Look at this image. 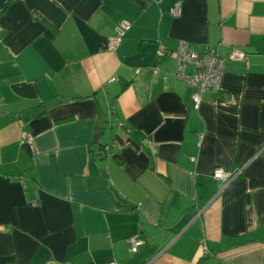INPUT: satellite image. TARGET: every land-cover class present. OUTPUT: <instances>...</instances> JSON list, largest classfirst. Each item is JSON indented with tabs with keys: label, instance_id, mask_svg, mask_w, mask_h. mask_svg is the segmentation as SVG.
Wrapping results in <instances>:
<instances>
[{
	"label": "crops",
	"instance_id": "crops-1",
	"mask_svg": "<svg viewBox=\"0 0 264 264\" xmlns=\"http://www.w3.org/2000/svg\"><path fill=\"white\" fill-rule=\"evenodd\" d=\"M7 1L0 164L31 172H0V264H264V0ZM180 41L248 65L228 60L195 108L156 53Z\"/></svg>",
	"mask_w": 264,
	"mask_h": 264
},
{
	"label": "built area",
	"instance_id": "built-area-1",
	"mask_svg": "<svg viewBox=\"0 0 264 264\" xmlns=\"http://www.w3.org/2000/svg\"><path fill=\"white\" fill-rule=\"evenodd\" d=\"M170 13L178 15L180 13V4L175 3L170 9ZM129 28L130 24L128 22L119 21L114 26L113 35L108 37V46L114 49L120 45ZM156 53L160 56L169 53L174 55L177 61L176 76L183 79L188 86L193 88L192 99L195 108L199 106L202 95L207 89L220 90L222 75L228 60H244L248 65V57L243 50L233 48L227 56H221L215 50L195 51L187 41H180L178 47L173 51L165 50L160 46ZM22 140L27 143L30 142V135L24 132ZM212 176L226 185L234 179L236 173L232 174L220 167H215L212 171ZM128 243L130 251L136 254L143 245V240L140 237H131L128 239ZM106 264L121 263L112 260Z\"/></svg>",
	"mask_w": 264,
	"mask_h": 264
},
{
	"label": "trees",
	"instance_id": "trees-1",
	"mask_svg": "<svg viewBox=\"0 0 264 264\" xmlns=\"http://www.w3.org/2000/svg\"><path fill=\"white\" fill-rule=\"evenodd\" d=\"M10 1L11 0H8L7 3ZM98 154H104L103 147L98 148ZM0 172L16 176L22 173L28 174L31 172V165L29 159L25 155H20L16 163L0 164Z\"/></svg>",
	"mask_w": 264,
	"mask_h": 264
},
{
	"label": "water",
	"instance_id": "water-1",
	"mask_svg": "<svg viewBox=\"0 0 264 264\" xmlns=\"http://www.w3.org/2000/svg\"><path fill=\"white\" fill-rule=\"evenodd\" d=\"M94 141H97V136L94 138ZM109 189H110V191L114 194L115 198H116L118 201H120V202H122V203H125V202H126L125 199L122 198V196L117 192V190H116L115 188L110 187Z\"/></svg>",
	"mask_w": 264,
	"mask_h": 264
}]
</instances>
